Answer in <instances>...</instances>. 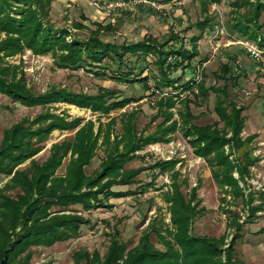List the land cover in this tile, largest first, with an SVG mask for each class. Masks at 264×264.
<instances>
[{"label":"trees","instance_id":"trees-1","mask_svg":"<svg viewBox=\"0 0 264 264\" xmlns=\"http://www.w3.org/2000/svg\"><path fill=\"white\" fill-rule=\"evenodd\" d=\"M159 1L166 3L168 0ZM208 1L219 0H203L202 3ZM40 4H43L41 0H0V94L6 95L12 102L32 107L64 101L105 115L132 100L119 99V90L107 87H101L97 94L76 93L62 88L34 93L27 86L24 73L15 65L5 64L3 59V56L13 55L25 48L35 54L52 52L55 64L60 68H85L94 74L106 76L103 68L108 70L111 78L121 82H138L145 89L155 88L153 93H160L164 87L174 88L178 93L175 97L162 96L156 100V116H162L163 119L149 133L136 129L134 112L121 115V132L114 136L111 135L115 122L112 117L106 124L99 119L95 129L94 122L90 120L80 125V118L67 121L48 111L38 114L31 121L24 119L5 129L0 142V180L6 177L9 180L0 187V260L9 243L6 264H28L31 252L28 251L21 259L19 256L30 246H50L77 235L80 226L89 223L87 217L58 213L59 210L48 212V209L53 206L79 205L82 210L89 211L107 206L105 202L108 198L119 195L111 189L112 186L130 183L138 174L140 169L124 167L134 157V152L149 143L169 141L171 133L178 129L194 154L207 162L211 176L222 193L243 197L244 191L239 181H245L248 167L257 161L249 148L254 135L242 137L244 107L232 101L226 102L224 88L214 85L207 87L201 80L197 82L191 68L194 66L193 58L198 55L200 35L189 38V47L183 43V37L177 34H171L164 41L147 36L117 44L99 37L97 33L102 27L96 24L99 28L95 29L94 35L84 40L71 38L68 41V31L53 28L46 20ZM231 6L237 10L244 6L247 8V11H235V15H232L229 22L231 30L263 46L264 30L259 20L264 13V1L234 0ZM209 21L203 19L195 25L202 31ZM76 26L82 27L79 23ZM107 28L111 27L108 25ZM130 56L133 59L129 61ZM149 56L153 58L151 62L157 70L152 76L143 74L148 67ZM179 67L189 68V76H185L184 72L173 77L171 73ZM226 74L229 75L226 77ZM216 76L222 80L232 79L234 76L230 64L223 63ZM149 78L153 80L151 86L147 84ZM210 90L217 96L214 106L217 120L195 125L192 123L194 116L190 107L193 99L187 94L179 98V94L187 91L206 99ZM177 98L183 106V110H177L180 115L178 121L173 118L172 111ZM54 129H74L75 132L71 140L54 143L43 163L31 159L28 166L16 170L17 165L39 152L41 143ZM102 144L105 158L100 170L87 175L84 167L91 162ZM225 146L230 147L228 152L224 151ZM230 154H234V158L231 159ZM67 155L66 171L59 175L56 170ZM176 162L166 163L164 169L172 171L174 178L178 175V171L174 170ZM235 170L238 178L232 174ZM171 185L172 190L166 192L164 200L168 203L173 230L157 229L156 225L151 224L136 245L129 247L118 237H113L103 256L95 250L91 253L79 251L73 255V264H234V246L242 230L238 214L230 212L232 215L227 226L235 232L227 247L222 249L224 236L196 235L191 232L193 217L204 212L203 207H199L197 189H192L187 199L178 190L176 180ZM12 189L18 190L14 197L6 193ZM222 200H225V196ZM262 203L251 207L248 216L261 210ZM151 232L156 233L162 249L150 241Z\"/></svg>","mask_w":264,"mask_h":264},{"label":"rangeland","instance_id":"rangeland-1","mask_svg":"<svg viewBox=\"0 0 264 264\" xmlns=\"http://www.w3.org/2000/svg\"><path fill=\"white\" fill-rule=\"evenodd\" d=\"M110 1L116 0H41L44 5L40 4V7L53 28L68 31L66 36L68 41L71 38L84 40L94 35L95 29L99 28L96 24L102 27L97 33L99 37L117 44L141 40L147 36L164 41L171 34H177L183 37V43L189 47V38L200 35L197 43L198 55L193 58L194 66L191 68L197 82L201 80L207 87L214 85L224 88L226 102L232 101L244 107L242 114L245 116V124L242 137L254 135L249 148L254 157L262 155L260 145L261 141H264V45L260 46L255 41L237 35L229 26L235 11H247V8L244 6L237 10L231 6V1L234 0L208 1L205 4L202 3L203 0H168L166 3L159 0H120L123 2L120 6L109 8L107 3ZM203 19L210 21L201 31L195 23ZM259 21L264 30V13L261 14ZM77 23L82 27H77ZM108 25L110 29L107 28ZM262 43L264 44V41ZM251 46L257 49V56L250 54L248 47ZM3 59L5 64L15 65L24 73L27 86L34 93L62 88L76 93L97 94L101 87H107L118 89L119 99L132 100L122 108L102 115L89 108L64 101L27 107L12 102L6 95L0 94V142L5 129L24 119L31 121L38 114L47 111L67 121L80 118V125L90 120L94 122L95 129L99 119L106 124L112 117L115 120L112 136L121 132V115L134 112L136 129L149 133L155 130L156 125L163 119L162 116H156V100L162 96L175 97L178 93L170 87L162 88L160 93H153L155 88L145 89L141 83H133L130 80L118 81L111 78L108 70L103 68L106 76L94 74L85 68L76 70L60 68L56 66L52 52L35 54L31 49L25 48L13 55L3 56ZM130 59L133 57L130 56L129 61ZM147 60L148 67H145L143 74L155 75L157 70L151 62L153 58L149 56ZM226 62L230 64L234 79L222 80L216 76L221 65ZM188 71L189 68L179 67L171 75L175 77L185 72V76L188 77ZM228 75L226 74V77ZM152 82L153 80L149 78L147 84L151 86ZM186 94L193 99L190 101L191 113L194 116L193 124L204 125L217 120L214 111L217 96L213 91H209L206 99L187 91L179 94V98ZM179 98L176 99V107L172 109L173 118L177 121L180 119L177 110H183ZM74 132V129L52 130L48 138L41 143L39 152L17 165L16 170L28 166L31 159L43 163L49 156L50 147L56 142L71 140ZM227 150H230V147L224 148L225 152ZM104 158L102 144L91 162L84 167L85 173L92 175L99 171ZM68 160L69 155L63 157L56 170L57 174L65 173ZM173 160L178 161L174 167V170L178 171L175 178L172 171L164 170L167 167L166 163ZM124 167L140 170L130 183L112 186L111 189L119 195L108 198L105 202L107 206L89 211L82 210L79 205L53 206L48 209V212L59 210L58 213L87 217L89 223L82 224L77 235L50 246H30L20 254L19 259L29 251L31 258L28 264H73V255L79 251L91 253L95 250L103 256L113 237H118L129 247L136 245L139 237L151 224L156 225L157 229L173 230L168 203L164 197L168 190H172V181L176 180L178 190L187 199L190 191L197 189L199 207L204 209V212L193 217L191 223L193 234L215 237L222 235L224 239L221 248H226L235 232L233 228L227 226L232 211L238 214V220L242 224L241 235L234 246V264H264L263 175L247 177L246 183L241 185L245 193L243 197L227 196L222 200V190L213 180L207 162L194 154L180 129L171 133L169 141L149 143L134 152V157ZM8 180L7 177L0 180V187ZM17 191L12 189L6 193L14 197ZM261 202L262 209L248 216L250 208L260 205ZM149 239L157 248H163L155 232H151Z\"/></svg>","mask_w":264,"mask_h":264},{"label":"crops","instance_id":"crops-1","mask_svg":"<svg viewBox=\"0 0 264 264\" xmlns=\"http://www.w3.org/2000/svg\"><path fill=\"white\" fill-rule=\"evenodd\" d=\"M261 142H262V144L260 145L261 146L260 149H261V152L263 154L262 155H259V156H256L258 158V160L255 162L256 163V166H255V163H254V164H252V165H250L248 167L249 173L247 174V176H245V181L244 182L239 181L240 186L242 185V183H246L247 177L249 175H263V179H264V141H261ZM251 170H252V172H251ZM232 174H233L234 177L238 178V173H237L236 170ZM223 196H225V198H226L227 196H233V195L224 194L223 193Z\"/></svg>","mask_w":264,"mask_h":264},{"label":"built area","instance_id":"built-area-1","mask_svg":"<svg viewBox=\"0 0 264 264\" xmlns=\"http://www.w3.org/2000/svg\"><path fill=\"white\" fill-rule=\"evenodd\" d=\"M122 3L123 2L120 1V0L110 1V2L107 3L108 4L107 6H109V8H115L117 6H120ZM248 50H249L251 55H253V56H257L258 55V51H257V49L255 47H253V46L248 47ZM225 147L227 148V146H225ZM227 152H228V150H227ZM229 157L231 159L234 158V154H230ZM198 158L200 159V157H198Z\"/></svg>","mask_w":264,"mask_h":264},{"label":"water","instance_id":"water-1","mask_svg":"<svg viewBox=\"0 0 264 264\" xmlns=\"http://www.w3.org/2000/svg\"><path fill=\"white\" fill-rule=\"evenodd\" d=\"M10 243L8 244L7 248L4 250V255L2 259L0 260V264H6V259H7V251L9 249Z\"/></svg>","mask_w":264,"mask_h":264}]
</instances>
